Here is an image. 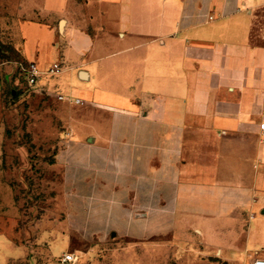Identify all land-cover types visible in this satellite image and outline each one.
<instances>
[{
    "label": "crops",
    "instance_id": "obj_1",
    "mask_svg": "<svg viewBox=\"0 0 264 264\" xmlns=\"http://www.w3.org/2000/svg\"><path fill=\"white\" fill-rule=\"evenodd\" d=\"M12 50L1 84L36 62L38 92L84 104L65 101L64 220L32 237L0 182V264H89L73 236L103 232L135 264L264 259V0H44Z\"/></svg>",
    "mask_w": 264,
    "mask_h": 264
},
{
    "label": "rangeland",
    "instance_id": "obj_2",
    "mask_svg": "<svg viewBox=\"0 0 264 264\" xmlns=\"http://www.w3.org/2000/svg\"><path fill=\"white\" fill-rule=\"evenodd\" d=\"M43 2L0 0V62L15 57L13 31L22 21L33 18ZM13 73L11 82L0 83V182L14 188L20 223L32 226L33 237L38 235V224L66 218L61 193L67 169L58 165L56 156L70 143L68 123L73 110L56 94L38 92L29 86L20 69ZM82 234L88 236L84 242L73 236L72 243L85 251L94 248L89 264H113L120 259L114 255L118 246L122 247L120 252L126 246V254L121 257L127 264H135L132 239L112 237L105 232ZM140 262L148 264L145 260Z\"/></svg>",
    "mask_w": 264,
    "mask_h": 264
},
{
    "label": "built area",
    "instance_id": "obj_3",
    "mask_svg": "<svg viewBox=\"0 0 264 264\" xmlns=\"http://www.w3.org/2000/svg\"><path fill=\"white\" fill-rule=\"evenodd\" d=\"M210 19H213L212 16H210ZM19 69L23 73V75L26 77L27 82L29 86L38 89V83L40 81V78L42 76V71L39 68V65L36 62H19ZM62 70V64L60 63H54L52 64L49 69L48 73L50 75H56ZM41 92V91H40ZM58 99L62 101H69L73 102L77 105H83L84 101L78 97L65 95V94H58ZM261 128L264 129V123L261 124ZM59 261L62 264H79L80 263V256L75 252H68L59 257ZM254 264H264V259H256Z\"/></svg>",
    "mask_w": 264,
    "mask_h": 264
},
{
    "label": "water",
    "instance_id": "obj_4",
    "mask_svg": "<svg viewBox=\"0 0 264 264\" xmlns=\"http://www.w3.org/2000/svg\"><path fill=\"white\" fill-rule=\"evenodd\" d=\"M113 236H115V235L113 234Z\"/></svg>",
    "mask_w": 264,
    "mask_h": 264
}]
</instances>
